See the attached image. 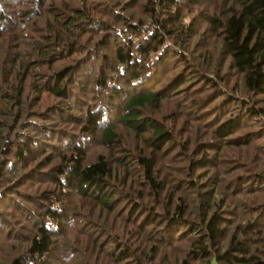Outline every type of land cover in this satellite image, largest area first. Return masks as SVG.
<instances>
[{"label":"trees","instance_id":"obj_1","mask_svg":"<svg viewBox=\"0 0 264 264\" xmlns=\"http://www.w3.org/2000/svg\"><path fill=\"white\" fill-rule=\"evenodd\" d=\"M263 118L264 0H0V263L264 264Z\"/></svg>","mask_w":264,"mask_h":264},{"label":"rangeland","instance_id":"obj_2","mask_svg":"<svg viewBox=\"0 0 264 264\" xmlns=\"http://www.w3.org/2000/svg\"><path fill=\"white\" fill-rule=\"evenodd\" d=\"M200 29H202V27L200 28ZM31 94V93H30ZM29 94V95H30ZM28 95V96H29ZM237 96H239L238 94H236ZM26 102V101H25ZM26 105H27V102H26ZM43 105H40L39 106V109L42 107ZM36 110H38V108L36 109ZM154 110V112H156V110L155 109H153ZM39 114H36V116H38ZM263 121H264V118H263ZM185 128H187L186 126H184ZM118 207H119V204L117 205V207L115 206V210H117L118 209ZM115 232V231H114ZM111 233H113V230H112V232H111V228H110V231H109V228H108V230L107 229H102L100 232H99V234L97 235V237H96V239L99 241V242H106L107 240H108V237H109V235L111 234ZM104 234V235H103ZM108 235V236H107ZM96 246H95V243H91L90 244V246H89V248H91V249H93L94 250V248H95ZM1 264V263H0ZM81 264H85V260H82V262H81ZM212 264H215V261L213 260L212 261Z\"/></svg>","mask_w":264,"mask_h":264}]
</instances>
